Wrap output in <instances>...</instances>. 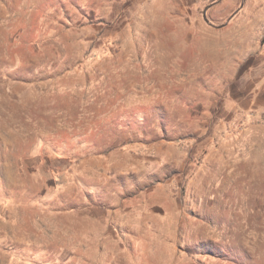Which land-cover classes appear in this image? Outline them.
<instances>
[{"label": "rangeland", "instance_id": "obj_1", "mask_svg": "<svg viewBox=\"0 0 264 264\" xmlns=\"http://www.w3.org/2000/svg\"><path fill=\"white\" fill-rule=\"evenodd\" d=\"M264 0H0V264H264Z\"/></svg>", "mask_w": 264, "mask_h": 264}, {"label": "crops", "instance_id": "obj_2", "mask_svg": "<svg viewBox=\"0 0 264 264\" xmlns=\"http://www.w3.org/2000/svg\"><path fill=\"white\" fill-rule=\"evenodd\" d=\"M243 22L247 23L249 22L248 24H262V33L264 34V6L262 8H260V11H259V14H258V17L256 19L254 18H243L242 20Z\"/></svg>", "mask_w": 264, "mask_h": 264}]
</instances>
